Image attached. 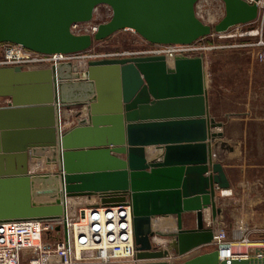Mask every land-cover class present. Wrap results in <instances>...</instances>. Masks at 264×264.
Wrapping results in <instances>:
<instances>
[{
  "label": "water",
  "instance_id": "95a60500",
  "mask_svg": "<svg viewBox=\"0 0 264 264\" xmlns=\"http://www.w3.org/2000/svg\"><path fill=\"white\" fill-rule=\"evenodd\" d=\"M224 17L201 20L198 0H0V42L42 53H73L120 30L132 29L154 44H191L258 17L256 3L223 0ZM100 4L110 20L93 34L71 26L93 19ZM0 223L63 216L67 197L98 196L103 205L132 209L136 264H264V256L219 260L218 250L184 256L211 245V212L230 186L218 157L227 150L224 122L210 111L202 55H137L72 62L51 68L0 67ZM82 107L64 128V109ZM82 111L84 113H82ZM56 171H32V162ZM196 217L186 227L188 214ZM175 217L174 230L154 229V219ZM62 227L57 226L60 230ZM169 236L166 246L155 235Z\"/></svg>",
  "mask_w": 264,
  "mask_h": 264
},
{
  "label": "built area",
  "instance_id": "2783aa9c",
  "mask_svg": "<svg viewBox=\"0 0 264 264\" xmlns=\"http://www.w3.org/2000/svg\"><path fill=\"white\" fill-rule=\"evenodd\" d=\"M204 1L206 2V0H198L195 5L198 17V3ZM216 1L220 3L226 13L224 1ZM245 1L249 4L256 3L258 5V17L251 22L232 26L230 29L234 33L231 35L256 37L254 42H247L242 46H252L256 50L257 59L264 62V0ZM107 6L112 12V8ZM97 9L98 6L94 16ZM93 19L72 24V33L93 35L100 24L92 22ZM196 42L191 44L150 43L153 45V49L148 52L150 54L167 53L166 55L169 56L184 53L191 56L192 53L206 48L196 46ZM117 55L119 56L117 58L120 56L129 57L135 53L125 51L119 52ZM96 58H99V55L91 51L90 48L73 53H42L29 49L22 44L0 42V67L50 68L59 63L72 62L82 71L88 66L91 59ZM9 101L7 98L0 97V105H7ZM66 119L64 113L63 125L67 129L72 127L69 126L72 120L66 122ZM50 170L52 171V169L47 171ZM66 209L67 239H65L63 231V216L52 219L17 220L0 223V264H136L138 262L130 205H103L98 196L86 195L67 197ZM207 224L214 230L212 245L218 250L219 260L230 262L236 258L264 256V247L257 251L250 249L251 240L244 228L229 231L222 221L218 219L214 221L210 217ZM57 226L62 228L57 230ZM153 241L155 243V240Z\"/></svg>",
  "mask_w": 264,
  "mask_h": 264
},
{
  "label": "rangeland",
  "instance_id": "374dc122",
  "mask_svg": "<svg viewBox=\"0 0 264 264\" xmlns=\"http://www.w3.org/2000/svg\"><path fill=\"white\" fill-rule=\"evenodd\" d=\"M198 6L197 9L200 19L212 26L219 22L224 16L223 13H225L220 3L216 0H206V2L198 3ZM111 16L112 12L108 6L106 4H100L92 22L95 24L103 23L110 20ZM209 21L211 22L209 23ZM233 33L234 32L231 31V29L222 33H217L213 30L210 35H207L196 42V46H203L206 48L202 51L200 50L191 54V56L202 55L205 60L206 84L210 98V111L218 116L220 119H218L219 121L224 122L223 127H225L228 109H231L229 106H232L237 102L241 103L244 100H248L249 94L253 96L255 94L253 92L258 91L260 80H264V63L257 59L256 50L253 49L252 46H242L244 43L254 42L256 37H244L239 35L232 36L231 34ZM152 49L153 45H150V42L145 40L132 29L120 30L106 39L95 41L90 47L91 51L99 55V58L91 60L117 58L119 57L117 53L125 51L134 52L135 55L133 56L150 55L148 51ZM161 54L166 55L167 53ZM227 90L230 92L228 93ZM250 90L254 91L250 93ZM64 110L69 113V116H66V122L72 120L69 126H73L77 123V113L83 109L82 107L72 106L70 109L65 108ZM82 113L84 112L82 111ZM73 122L75 123L73 124ZM223 127L221 130L224 132ZM223 140H226L225 132ZM218 157L222 160V163L225 166L226 150H219ZM40 162L44 163V161L38 160L32 162V166L40 164ZM51 166L52 165L45 166L42 171L44 172L54 167ZM217 200L219 201V206L222 207V211L225 212V194L220 196ZM222 204H224V206H222ZM219 216L217 217L218 220ZM209 217L212 218L211 212L206 215L207 226ZM155 219H159L155 223L154 229L156 230L159 229L160 223L162 224L163 221L166 222V220L174 221L176 227L174 216L168 218L158 216ZM222 222L226 225L225 215ZM157 224L158 226H156ZM155 237H160L166 241L165 243H167L160 244L155 242L154 244L157 247L168 245L171 238L169 236L157 234ZM210 248H214V245L211 244Z\"/></svg>",
  "mask_w": 264,
  "mask_h": 264
},
{
  "label": "crops",
  "instance_id": "0c3cea01",
  "mask_svg": "<svg viewBox=\"0 0 264 264\" xmlns=\"http://www.w3.org/2000/svg\"><path fill=\"white\" fill-rule=\"evenodd\" d=\"M258 87L253 96L249 94L248 100L234 103L228 109L223 130L228 144L225 170L230 186L225 194V212L219 216L222 221L225 215L229 231L246 230L253 251L264 247V80H260ZM45 165L42 163V168ZM53 166L52 171H56ZM195 221V214L190 213L185 226L193 227ZM163 222L169 230L175 228L174 221ZM214 248L202 246L184 256L171 258L170 263L184 262Z\"/></svg>",
  "mask_w": 264,
  "mask_h": 264
},
{
  "label": "bare ground",
  "instance_id": "6f19581e",
  "mask_svg": "<svg viewBox=\"0 0 264 264\" xmlns=\"http://www.w3.org/2000/svg\"><path fill=\"white\" fill-rule=\"evenodd\" d=\"M209 20H210V18H209ZM210 22H211V21H209V23H210ZM64 113H65V116H69L68 111H64ZM42 163H43V162H42ZM42 163L40 162V164L33 165V166L31 167L32 171H34V172L40 171L41 168H42ZM226 193H227V190L224 191V194H226ZM207 215H208V214H207ZM155 220H156V219H154V228H155V223H156ZM160 224H161V223H160ZM156 226H158V224H157ZM166 228L168 229V227H166V223L163 222L161 225H159V229H158V230L166 231V230H164V229H166ZM174 229H175V228H174ZM174 229H171V230H174ZM167 231H170V230L168 229ZM154 240H155V242L160 243V244H163V243L166 242L164 239H162V238H160V237H155ZM165 244H167V243H165Z\"/></svg>",
  "mask_w": 264,
  "mask_h": 264
}]
</instances>
